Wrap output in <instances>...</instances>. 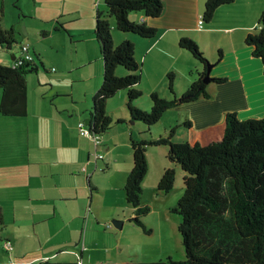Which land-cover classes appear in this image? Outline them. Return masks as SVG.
Here are the masks:
<instances>
[{
  "label": "crops",
  "instance_id": "1",
  "mask_svg": "<svg viewBox=\"0 0 264 264\" xmlns=\"http://www.w3.org/2000/svg\"><path fill=\"white\" fill-rule=\"evenodd\" d=\"M102 1L0 0L2 25L18 28L22 16L32 21L31 39L38 47L31 52L41 57L45 71L55 73L46 79L38 76V88L28 89L26 116L0 113V207L4 220L0 264L153 261L149 250L155 239L149 236L154 238L155 227L149 233L129 219L128 212L134 208L125 196L126 179L134 166L131 137L146 129L144 123L128 121L127 92L108 100L107 112L112 118L123 116L126 121L103 132L98 147L103 159L95 158L93 140L78 129L80 120L91 117L93 97L104 77L95 35ZM206 1L164 0V11L156 20L157 35L133 38L144 91L136 103L146 110L152 107L151 93L172 97L169 73L175 74L174 89L180 95L191 87L196 73L205 70L206 65L180 45L185 37L196 41L212 63L210 76L225 78L207 83L209 97L202 95L169 108L150 127L154 136H166L177 127L173 141L207 143L221 136L228 112L242 120L264 116V65L246 41L259 26L264 0H234L222 5L200 28ZM114 35L119 42L126 37ZM49 49L55 52L46 57ZM1 98L0 90V102ZM186 121L192 123L190 130ZM167 154V146L147 149L149 170L141 198L152 208L143 217L147 226L162 215L173 219L171 208L179 198L172 191H158L164 170L173 166ZM115 219L123 222L121 226L115 225ZM145 255L148 261H143Z\"/></svg>",
  "mask_w": 264,
  "mask_h": 264
},
{
  "label": "trees",
  "instance_id": "2",
  "mask_svg": "<svg viewBox=\"0 0 264 264\" xmlns=\"http://www.w3.org/2000/svg\"><path fill=\"white\" fill-rule=\"evenodd\" d=\"M233 1L207 0L203 12L205 22L213 18L217 8ZM163 11L164 0H103L97 10L95 35L100 46L104 77L93 97L91 124L87 125L93 135H97L103 134L115 123L125 122L122 118L115 121L107 112L108 100L121 91L127 92L131 116L128 121L146 125L139 136L131 137L134 166L124 187L126 200L134 208L128 212L129 219L146 232L152 230L143 219L152 208L141 201L143 181L149 170V146H167V156L173 164L164 170L158 183L159 193L166 194L173 189L177 169L182 170L185 184V191L172 210L182 215L179 228L186 257L175 260L170 255L166 261L126 264H264V116L242 120L235 112H228L221 136L207 143L173 141L177 127H172L166 136L152 134L150 127L158 123L169 108L202 95L209 97L207 83L225 80L210 77L209 82L204 81L208 64L212 63L198 43L187 37L181 40L180 45L204 63L205 70L197 72L191 87L180 95L174 89L175 74L169 73L171 98L158 92L151 93L150 110L136 103L144 91L140 87L141 62L136 55L133 38L155 37L159 31L156 20ZM3 17L4 11L0 8V47L10 49L20 42L19 33L14 27H4ZM115 30L126 35L123 41L117 43ZM246 41L253 46V54L261 58L264 65V9L258 28L248 34ZM221 56L220 52L219 58ZM14 59L13 64L0 61V113L9 117H24L28 114V75L36 73L41 66L47 69L36 53L33 59L16 54ZM20 59L23 61L15 64ZM184 125L189 130L192 128L191 121L184 122ZM90 184L93 190H97L91 180ZM3 224L0 207V226ZM82 264L123 263L103 261Z\"/></svg>",
  "mask_w": 264,
  "mask_h": 264
},
{
  "label": "rangeland",
  "instance_id": "3",
  "mask_svg": "<svg viewBox=\"0 0 264 264\" xmlns=\"http://www.w3.org/2000/svg\"><path fill=\"white\" fill-rule=\"evenodd\" d=\"M23 1L28 2V0H23ZM29 1L32 2V0H29ZM12 10L13 9L11 8V11ZM13 12H16V10H13ZM11 14L12 13L8 14L9 22L12 21L10 17ZM31 24H32V21L22 16L21 24L17 26L18 28L14 27L17 30V32H19V29L22 30L21 32H19V35H18V39L20 42L15 43L13 47L10 49H7V48L5 49V48L0 47V61L1 62L5 61L8 64H13L15 60L13 56L15 54L18 57L21 55L22 46H29L30 49L38 47V46H35L36 42L31 39L33 36L31 32ZM115 33L121 37L123 36L121 32L115 31ZM116 40L119 43L120 39L117 38ZM49 50L50 51L45 52L46 57L52 56V52H55L53 49H49ZM37 73L28 75L27 85H28V89L30 90V92L38 88V86H36L38 76H40V78L42 79H46V78H51V76L55 74L53 72L49 73L45 71V69L42 66L40 67L39 71H37ZM121 118L123 119V116H121ZM171 191L173 192L172 194L179 195V198L177 199V202L175 204L176 206L178 204L180 197L183 195L185 191L184 179L181 173H177L175 185L173 189H171ZM172 208H171V212H172L171 217L173 219L171 220L165 219L164 216L162 215L161 218H157V220L152 221L148 225L149 229H151V227H155L154 238L149 236L150 239H155L154 244L150 245V250H149V253L151 254L150 257L153 260L152 262L166 261L170 255L175 260H182L186 257V249H185V246L183 243V237H182V234L179 228L180 223L182 221V215L178 212H174ZM142 259H144L143 261H148L147 259H149V257L145 255L142 257Z\"/></svg>",
  "mask_w": 264,
  "mask_h": 264
},
{
  "label": "built area",
  "instance_id": "4",
  "mask_svg": "<svg viewBox=\"0 0 264 264\" xmlns=\"http://www.w3.org/2000/svg\"><path fill=\"white\" fill-rule=\"evenodd\" d=\"M204 24H205L204 17H203V15H200L198 25L200 28H202V27H204ZM20 56H21V58L33 59V53L31 52L30 47L29 46H22ZM22 61H23V59H20L19 62L15 61V64H20ZM78 128H79L80 134L88 136L89 138H91L93 140V144L95 146V150H94L93 154H94L95 158L96 159H103L104 154L102 152L98 151V147L102 143V134L93 135V133L91 132L87 123L84 120L79 122Z\"/></svg>",
  "mask_w": 264,
  "mask_h": 264
},
{
  "label": "water",
  "instance_id": "5",
  "mask_svg": "<svg viewBox=\"0 0 264 264\" xmlns=\"http://www.w3.org/2000/svg\"><path fill=\"white\" fill-rule=\"evenodd\" d=\"M211 67H212V64H208L206 76L204 78L205 82H209V80H210ZM85 121H86L87 124H91V118L90 117L86 118ZM113 222L115 223L116 226H121V223H123V222H121V220H117V219H115Z\"/></svg>",
  "mask_w": 264,
  "mask_h": 264
}]
</instances>
